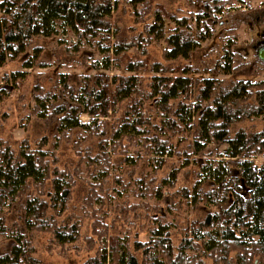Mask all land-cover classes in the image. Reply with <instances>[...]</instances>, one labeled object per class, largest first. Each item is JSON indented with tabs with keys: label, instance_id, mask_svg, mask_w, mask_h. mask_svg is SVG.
Segmentation results:
<instances>
[{
	"label": "rangeland",
	"instance_id": "374dc122",
	"mask_svg": "<svg viewBox=\"0 0 264 264\" xmlns=\"http://www.w3.org/2000/svg\"><path fill=\"white\" fill-rule=\"evenodd\" d=\"M112 3L113 11L107 19L110 32L104 37L96 39L63 30L51 37L37 36L26 52L0 65V141L15 151L23 142L32 148H43L49 153L52 176L66 174L68 178L67 204L56 201L54 207L49 206L47 216L69 231L76 227V241L62 244L52 231L24 229V212L19 207L4 211L8 231H15V225L24 229L34 256L42 264H92L102 254H111L117 241L129 243L131 253L141 262L144 251L136 249L135 243L149 242L152 230L160 223L168 226V236L177 248L192 224L203 222L210 213L205 196L201 202L194 197L198 192L206 194L210 187L200 185L203 177L193 158L189 160L182 153L165 156L160 166L156 155L140 143L127 138L111 141V128L118 126L130 105L138 100L146 101L144 119L161 126L154 101L148 99L154 76H179L189 70V75L200 82L212 77L224 87L241 78L264 81V62L257 54L264 44V18H260L264 0H229L216 13L213 0ZM156 14L166 23V36L182 33L198 41L199 49L189 58H167L166 48L170 47L166 40L150 35L146 28L147 24L159 22ZM114 48L122 50L117 54ZM227 50L234 54L233 75H227L222 68ZM130 64L138 68L135 73L128 70ZM133 74L140 82L134 95L118 102L108 116H95L99 119L97 129L63 132L58 116L41 118L37 113L39 95L46 96L54 107L70 105L72 97L85 87H97L96 80L110 83L116 76ZM80 118L84 123L92 121L87 113ZM238 129L259 132L264 129V117L253 116L234 124L232 134ZM173 138L174 144L184 138L181 152L188 149L186 135ZM252 159L264 164V154ZM173 171L177 172V181L170 187L164 179L171 180ZM51 181L44 187L45 192L53 191ZM47 194L40 196L42 201L50 202ZM11 242L6 235H0V255L11 251Z\"/></svg>",
	"mask_w": 264,
	"mask_h": 264
},
{
	"label": "trees",
	"instance_id": "16d2710c",
	"mask_svg": "<svg viewBox=\"0 0 264 264\" xmlns=\"http://www.w3.org/2000/svg\"><path fill=\"white\" fill-rule=\"evenodd\" d=\"M213 1L216 13L229 0ZM112 11V0H3L0 65L26 52L37 36L51 37L63 30L96 39L104 37L110 32L107 19ZM155 16L159 22L147 24L146 28L150 35L166 40L170 47L166 48L167 58H189L199 49L198 41L182 33L166 36L165 21L160 15ZM113 50L118 54L122 48ZM227 51L222 68L227 75H233L234 54ZM137 69L134 64L128 68L134 73ZM137 79L133 74L116 76L110 83L96 80L99 87H85L81 94L72 97L70 105L54 107L46 96L39 95L37 113L41 118L58 116L63 132L92 131L98 128L99 119L95 116H108L118 102L134 95L140 83ZM199 82L189 75V70L179 76H154L148 99L154 101L161 126L144 119L146 101L138 100L130 105L118 126L111 128L110 137L114 142L127 138L140 143L156 155L160 166L165 163V156L182 153L189 160L193 158L203 177L200 185L210 187L206 194L198 192L194 197L201 202L205 196L210 213L203 222L192 224L177 248L168 236V226L160 223L152 230L149 242L135 243L136 249L143 248V261L131 253L129 243L117 241L111 254H102L92 264H264V164L252 159L264 154V129L259 132L238 129L232 134L234 124L253 116L264 117V81L256 83L241 78L229 87L212 77ZM82 113H87L92 121L82 122ZM146 123L148 128H143ZM181 134L189 139L188 149L183 152L179 147L184 138L173 142V137ZM222 145H226L223 150ZM50 164L49 153L43 148H32L23 142L15 151L0 141V235L12 241L11 251L0 255V264H42L34 256L28 233L24 232L26 227L30 231H52L62 244L78 239L76 227L69 231L67 226L58 225L54 217L47 216L49 206L54 207L56 201L65 206L70 196L66 174L52 176ZM51 179L53 191L45 192L44 187ZM168 179H164V184L175 186L177 172L173 171L171 180ZM45 194L50 196V202L40 198ZM14 206L23 209L24 229L15 225V231L10 233L4 211Z\"/></svg>",
	"mask_w": 264,
	"mask_h": 264
},
{
	"label": "water",
	"instance_id": "95a60500",
	"mask_svg": "<svg viewBox=\"0 0 264 264\" xmlns=\"http://www.w3.org/2000/svg\"><path fill=\"white\" fill-rule=\"evenodd\" d=\"M258 57L260 60H262L264 62V46L261 47L259 50H258Z\"/></svg>",
	"mask_w": 264,
	"mask_h": 264
},
{
	"label": "crops",
	"instance_id": "0c3cea01",
	"mask_svg": "<svg viewBox=\"0 0 264 264\" xmlns=\"http://www.w3.org/2000/svg\"><path fill=\"white\" fill-rule=\"evenodd\" d=\"M261 17L264 18V12H263L262 15L260 16V18H261ZM263 43H264V42H263ZM263 46H264V44H263L261 47H263ZM261 47H260V48H261Z\"/></svg>",
	"mask_w": 264,
	"mask_h": 264
}]
</instances>
